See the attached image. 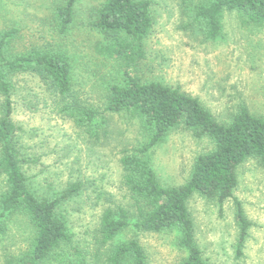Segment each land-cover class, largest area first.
<instances>
[{"label": "rangeland", "instance_id": "1", "mask_svg": "<svg viewBox=\"0 0 264 264\" xmlns=\"http://www.w3.org/2000/svg\"><path fill=\"white\" fill-rule=\"evenodd\" d=\"M102 1L79 0L74 25L59 35L47 26L51 24L47 19L62 0H0V32L18 31L16 52L59 49L71 63L80 100L98 113L96 127L78 124L81 115L64 117V112L51 105L38 78L13 79L12 122L19 129L23 155L35 161L24 168L29 189L38 199H54L69 184H82L79 193L57 211L65 220L71 243L46 264H106L113 246L133 239L142 246L147 264H181L188 253L179 245L178 230L147 233L130 227L110 244L99 242L104 209L121 206L134 214L132 196L122 186L119 159L123 151L139 149L148 141L138 120L104 112L107 88L122 82L123 69L117 61L95 52V44L103 37L81 23L86 18L83 10ZM148 1L153 28L144 40L145 59L132 75L143 84L157 83L197 99L221 124H228L240 108L264 118V24H250L236 12H224L219 35L210 39L206 25L195 16L206 1ZM2 104L0 96V117ZM213 148L209 139L180 125L143 157L161 186L174 188L190 179L195 160ZM236 175L233 198L222 205L199 193L187 204L195 244L207 264H264V165L248 159ZM6 189V178L0 174V198ZM236 203L249 223L239 253ZM0 222L5 227L0 235V264H4L27 252L34 230L21 213L7 214Z\"/></svg>", "mask_w": 264, "mask_h": 264}, {"label": "trees", "instance_id": "2", "mask_svg": "<svg viewBox=\"0 0 264 264\" xmlns=\"http://www.w3.org/2000/svg\"><path fill=\"white\" fill-rule=\"evenodd\" d=\"M204 1L207 5L199 7L195 16L206 25L210 39L219 35L220 18L224 12H236L250 24H264V0ZM78 2L62 0L55 4L50 18H45L51 22L47 26L54 28L59 35L66 34L75 23ZM89 7L83 10L86 18L81 23L97 30L103 37L95 44V52L117 61L123 69L122 82L107 88L104 112L134 118L148 133V141L141 148L123 151L119 159L122 186L132 196L134 214L131 216L121 206L104 209L97 231L99 242L101 246L110 244L130 227L147 233L178 230L181 233L179 245L188 253L181 264H207L195 244L187 204L195 193H199L222 205L233 198L237 187L236 171L240 165L251 158L264 165V118L240 108L228 124H221L197 99L157 83L143 84L132 75L131 71L145 59L144 40L153 28L148 0H103ZM17 35L16 29L0 32V96L3 98L0 174L5 176L7 186L0 198V218L14 213L25 215L34 230V237L22 257L15 261L6 259L4 264H46L63 245L71 243L65 220L57 211L62 203L79 193L82 184H69L54 199H38L29 189L24 168L35 161L23 155L19 129L12 122L13 79L25 75L38 78L51 105L64 112V117L81 115L78 124L96 127L98 113L80 100L74 87L71 63L63 52L31 48L25 53H17ZM180 125L199 137L209 139L214 148L195 160L190 179L184 185L165 188L143 155ZM236 205L240 224L239 253L249 223L240 205ZM131 218L134 223H131ZM4 232L5 227L0 222V235ZM106 264H147V256L139 242L133 239L113 246Z\"/></svg>", "mask_w": 264, "mask_h": 264}]
</instances>
